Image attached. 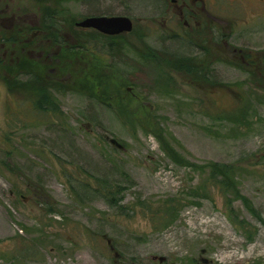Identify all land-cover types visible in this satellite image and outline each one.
Instances as JSON below:
<instances>
[{
  "label": "rangeland",
  "instance_id": "obj_1",
  "mask_svg": "<svg viewBox=\"0 0 264 264\" xmlns=\"http://www.w3.org/2000/svg\"><path fill=\"white\" fill-rule=\"evenodd\" d=\"M202 1L217 20L199 35L184 32L168 0H2L1 5L9 8L4 16L14 12L23 23L33 20L38 7L57 5L77 17L126 15L137 30L145 29V44L167 59L194 56L202 45L226 51L223 38L232 48L264 49V0ZM122 35L118 45L94 34L85 41L125 78L131 121L120 119L114 103L62 88L52 89L62 110L54 117L35 110L26 92L16 90L31 75L20 77L12 90L0 81V264H264V224L240 199L232 198L231 210L252 237L230 220L219 191L208 188L202 198L188 194L209 163L232 164L239 193L264 220V90H253L258 100L244 123L215 117L222 108L241 106L239 83L251 92L256 76L217 62L209 74L213 86H195L176 71L165 80L158 75L165 65L143 59L127 44L131 37ZM229 58L240 60L238 53ZM210 111L212 117L205 113ZM166 144L184 163L172 159ZM102 181L118 185L119 206L98 194ZM172 196L187 203L162 226L153 211ZM50 203L56 210H48Z\"/></svg>",
  "mask_w": 264,
  "mask_h": 264
},
{
  "label": "trees",
  "instance_id": "obj_2",
  "mask_svg": "<svg viewBox=\"0 0 264 264\" xmlns=\"http://www.w3.org/2000/svg\"><path fill=\"white\" fill-rule=\"evenodd\" d=\"M45 15L47 17L46 20H54L57 22L62 18L63 21L68 23L72 40L70 54L66 57H63L62 55L61 58L52 63L54 71L51 74H48L49 77H44L43 72H46V69H44L43 66L38 68L35 63L25 62L27 63L26 66H30L31 71L34 72V74L30 73L31 78L21 81L19 83V88L16 90L26 92L32 107L35 110L51 114L54 117H58L59 114H62V110L60 109L58 99L53 94L52 89L62 88L75 93L87 95L105 105L114 103L120 119L122 121H131V114L129 112L133 104L129 101L131 97H127L125 95L126 92L123 91L126 81L125 78L118 73L117 69H115L111 64H107L100 53L94 49L88 48L85 41L86 34H94L97 37L100 36L107 39L109 41V45H118L119 42L116 41L117 39H122L123 35L119 34L108 36L93 29H83L77 27L76 22L85 16L77 17L68 13L67 8H61L58 5L54 9L47 8ZM135 24L136 23H133L132 31L126 33L127 36L131 37L127 41V44L143 59L150 60L156 63L157 66L161 65L162 67L165 65L166 69L162 67V70H160L158 68V75H165V80H169L171 73H173L172 71H176L177 73H183L195 86H202V83L213 86L214 83L210 80L209 74L214 63L228 62L239 69H243L241 60H238L239 62L236 63L226 56V51H224V49L223 51L218 49L213 50L208 45H202L199 48V53L194 56H174L169 59L161 57V54L156 53L153 48L145 44V29L142 28L139 31L136 29ZM55 27L58 28L56 25ZM62 42L64 41L62 40ZM142 44L144 45L142 46ZM26 66L24 67V65H22L20 68H23L24 71H29ZM34 67L36 70H33ZM10 71L11 70L8 69L9 73ZM2 79L4 83H8L10 90L18 84L19 80L8 78L7 81V78L4 76ZM254 82V88L251 92L244 91V89L242 90L240 82V90L238 92L235 91L236 93H234L237 94L238 99L243 100L242 105L238 106L233 104L229 109L222 108L221 110H218L219 112L215 115L216 119L226 120L235 124L247 121L246 116L248 115L249 109L252 104L256 103V100H258L257 94L253 92V90L258 87H261L264 90V60L262 75L257 76L254 79ZM224 86L230 87L231 84ZM16 87H18V85ZM205 113L211 117L213 116L211 111ZM157 124L158 123H156V125ZM159 131L157 133L160 135ZM163 147L171 155L172 159L178 163H184V161L179 162L181 159L175 158L177 153H175L168 144H166V146L163 145ZM192 166L195 167L194 164H192ZM208 166L209 171L207 174H205L199 184L190 189L191 191L188 194L191 197L202 198L207 196L208 188H214L219 191L225 197V206L230 210V220L234 223L237 221V224L235 223L237 227L244 230L249 237H252L251 232L246 231L247 223L245 220L238 219L237 216H234L233 210H231L232 198L240 199L245 207L263 224L264 220L260 217L259 213L251 207L248 198L239 193L236 180L234 178L235 172L233 165L211 162ZM98 184V194H100L110 206H119L122 201V196L119 193L118 185H114L113 187L106 181H102ZM100 185L103 188H101ZM230 195L232 197H230ZM182 200L183 199L180 196H172L164 199L163 204L160 205L158 209L153 211V217L159 219V224L162 226H166L167 224L173 222L177 218L180 210L187 203ZM188 202L191 204L194 203L193 201ZM46 205L49 208L48 210H56V208L53 209L54 203Z\"/></svg>",
  "mask_w": 264,
  "mask_h": 264
},
{
  "label": "flooded vegetation",
  "instance_id": "obj_3",
  "mask_svg": "<svg viewBox=\"0 0 264 264\" xmlns=\"http://www.w3.org/2000/svg\"><path fill=\"white\" fill-rule=\"evenodd\" d=\"M0 0V81L8 88V83H4L2 77L19 79L22 76L30 75L25 73L23 68L25 62H32L39 68L48 65L44 77H49L54 67L49 66L59 58L70 54L71 34L67 22L46 20L45 12L49 8L41 7L43 10L34 15L32 21L26 23L18 22V16L12 12L10 15H3L9 12V8L1 5ZM169 9L177 14L179 22L182 23L184 32L193 31L196 35L207 30L210 32L215 28L216 17L205 9L202 0H168ZM60 18V17H57ZM211 24L214 27H211ZM55 25L58 27L56 28ZM56 28V29H55ZM223 35V34H222ZM224 36V35H223ZM62 40L64 42H62ZM222 40V39H220ZM223 45L230 54L238 53L242 61V71L248 76H260L263 70L264 49L251 48L248 44L240 48H231L229 42L223 38ZM63 50V51H62ZM30 70V66H26ZM8 69L11 70L10 73ZM15 69V70H14ZM18 70V71H17ZM33 70H36L35 67ZM38 71V70H37ZM16 75V76H15ZM14 87V86H13ZM14 89V88H13Z\"/></svg>",
  "mask_w": 264,
  "mask_h": 264
},
{
  "label": "water",
  "instance_id": "obj_4",
  "mask_svg": "<svg viewBox=\"0 0 264 264\" xmlns=\"http://www.w3.org/2000/svg\"><path fill=\"white\" fill-rule=\"evenodd\" d=\"M76 26L83 29H93L104 35L114 36L131 32L133 21L126 15H89L77 21ZM109 141L116 148L123 149V145L115 138H110ZM204 252V250H201V253ZM152 259H157L158 263L165 261L164 256H153ZM202 261L203 263L208 262L205 258Z\"/></svg>",
  "mask_w": 264,
  "mask_h": 264
}]
</instances>
